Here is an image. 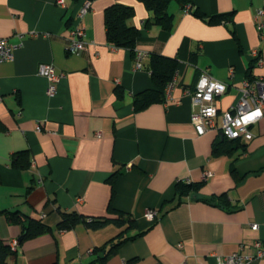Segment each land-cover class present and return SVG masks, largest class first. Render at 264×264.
<instances>
[{"label":"crops","instance_id":"crops-1","mask_svg":"<svg viewBox=\"0 0 264 264\" xmlns=\"http://www.w3.org/2000/svg\"><path fill=\"white\" fill-rule=\"evenodd\" d=\"M92 1L83 19L88 46L70 52L71 18L79 8L72 0L67 7L57 0H0V36L17 45L14 59L0 63V211L20 210L53 228L19 242L8 264H88L95 249L103 254L121 234L128 238L107 264H218L219 255L242 243L250 244L243 252L255 254L251 244L264 243V115L252 139L216 154L224 134L196 131L192 94L208 71L228 83L217 98L224 111L237 103L244 79L264 76V40L254 20L264 0H194L205 17L171 0V30L141 0ZM114 3L135 8L134 50L107 38L105 9ZM219 14H228L225 22L209 20ZM137 50L148 53L143 67ZM151 53L178 59L175 85L164 100L136 110L135 97L155 88L146 67ZM41 63L62 74L54 94ZM21 150L30 156L25 168L12 164ZM206 170L213 174L204 178ZM181 180L201 186L197 198L177 204ZM111 205L131 219L57 228L63 211L117 217ZM151 208L158 209L155 220L145 215ZM21 231L0 212L2 239L19 240ZM250 264H264V257Z\"/></svg>","mask_w":264,"mask_h":264},{"label":"trees","instance_id":"trees-1","mask_svg":"<svg viewBox=\"0 0 264 264\" xmlns=\"http://www.w3.org/2000/svg\"><path fill=\"white\" fill-rule=\"evenodd\" d=\"M78 7L84 0H72ZM149 10L154 13V18L157 23H160L165 29L171 30L174 24V15L168 12V5L171 0H141ZM185 8L187 5L192 6V12H195L201 17H205L204 13L194 7V0H177ZM135 8L130 5L122 3H114L106 7L105 9V24L107 30L108 40L116 46L128 47L132 50L136 47L137 39L140 35V29L131 24L132 18L135 16ZM228 14H219L209 17L211 22H225ZM75 17L71 18V22L74 23ZM146 67L152 73V79L155 88L147 89L139 93L134 100V106L136 110H141L148 105L162 101L166 97L167 84L175 77L178 69V59L176 57H170L160 53H151L150 61ZM239 143V145L232 146L233 143ZM241 146V139H229L224 136V140L219 142L215 146L216 154H223L230 152L233 149ZM30 163V156L28 150L17 151L13 158L12 164L16 167L25 168ZM120 172V171H118ZM114 173L112 180L114 182L117 173ZM201 183H195L192 181H178L176 184V196L178 198L177 204L182 202L185 198L190 196L198 197V189ZM221 196H219L220 198ZM212 201V198H206ZM176 204V205H177ZM111 213H118L117 217H85L79 214L77 211H63V219L58 224L59 229H68L76 225L80 221L86 222L92 228L103 226L104 224L114 221L118 224L124 223L130 217H126V213L116 210L112 205L110 206ZM5 213L8 220L11 223L20 224L22 231L20 234L19 242H23L26 239H30L42 233L52 231L53 228L48 224L42 222L40 219L34 218L28 214L21 212L20 210H2ZM127 218V219H126ZM133 225V224H132ZM120 240L114 244L109 250L100 254L98 249L97 257L88 264H107L108 258L112 253L116 251L117 246L122 243L126 238L121 234ZM16 255V249H14L11 243L6 242L0 237V264H8V258ZM59 264V263H54Z\"/></svg>","mask_w":264,"mask_h":264},{"label":"built area","instance_id":"built-area-1","mask_svg":"<svg viewBox=\"0 0 264 264\" xmlns=\"http://www.w3.org/2000/svg\"><path fill=\"white\" fill-rule=\"evenodd\" d=\"M57 3L67 7V0H57ZM92 3V0H84L75 13V21L68 38V51L70 52H80L88 46L83 19L91 10ZM191 10L192 6L187 5L186 11L191 12ZM254 20L260 38L264 40V7L256 11ZM16 48L17 45L11 43L8 38L0 36V63L13 60ZM147 56L146 51H136L138 67H143V61ZM254 62L257 65H261L263 62L259 50L254 51ZM38 70L50 81L49 94H54L62 74L56 72L53 63H41ZM174 85L175 77L167 84V94L171 93ZM227 89V82L215 78L208 71L202 72L192 94L193 104L198 106V111L193 115L195 129L199 134H203L210 128H219L224 136L229 139H252L254 137L252 128L264 115V76L244 79L237 103L229 109L220 111L217 98L224 94ZM218 118H220V122ZM97 135L101 136L102 132L98 131ZM212 174L211 170H206L204 178ZM145 215L149 220H155L158 217V209H148ZM252 227L258 229L259 224L254 223ZM18 243L19 240L14 239L11 245L16 249ZM249 246L250 244L242 243L238 251L229 255H219L218 264H250L255 258L264 257V243L261 239H257L251 244L255 248V254L243 252V249ZM93 251V249H89L88 254L93 253Z\"/></svg>","mask_w":264,"mask_h":264}]
</instances>
